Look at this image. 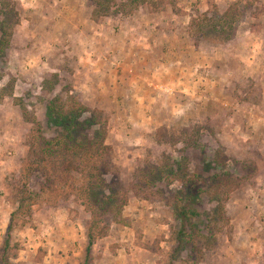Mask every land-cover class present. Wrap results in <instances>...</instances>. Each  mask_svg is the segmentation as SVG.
Instances as JSON below:
<instances>
[{
  "label": "rangeland",
  "instance_id": "rangeland-1",
  "mask_svg": "<svg viewBox=\"0 0 264 264\" xmlns=\"http://www.w3.org/2000/svg\"><path fill=\"white\" fill-rule=\"evenodd\" d=\"M12 1L20 14L0 60V255L20 207L17 192L37 159L32 151L38 126L43 135H56L45 120L46 103L60 94L67 100L71 93L108 118L113 169L129 189L144 162L178 158L190 139L198 140L186 150L195 156L189 173L200 170L206 178L201 187L228 193L223 216L217 214L218 204L204 197L195 206L203 215L194 219L204 229V239L197 238L200 248L193 251L188 243L172 261L182 221L170 204L182 181L141 193L131 190L124 210L130 224L124 225L111 214L93 213L78 173L51 168L52 180L34 173L26 182L36 196L13 223L11 247L19 245L13 262L83 264L96 220L91 264H264V0L251 8L243 3L246 16L228 41L211 34L201 38L192 19L207 11L223 15L237 0H177L175 8L166 0L159 11L132 6L127 15L100 19L93 18L90 0ZM122 1L128 0L116 5ZM159 16L172 31L154 24ZM164 35L173 51L184 50L182 60H191L184 72L188 83L201 88L194 98L166 69L170 59L165 54L173 52L161 47ZM137 47L148 53L145 60L136 59ZM160 75L165 79L160 81ZM202 76L208 81H199ZM131 78L140 79L143 98L129 84ZM46 79L58 81L53 91L44 88ZM18 103L26 104L30 121ZM218 151L226 156L229 174L211 184L217 170L207 169L205 161Z\"/></svg>",
  "mask_w": 264,
  "mask_h": 264
},
{
  "label": "trees",
  "instance_id": "trees-1",
  "mask_svg": "<svg viewBox=\"0 0 264 264\" xmlns=\"http://www.w3.org/2000/svg\"><path fill=\"white\" fill-rule=\"evenodd\" d=\"M90 1L94 8V19L110 15H127L130 11L129 7L132 6L133 10L135 7L144 5L151 10L159 11L161 6L167 2L166 0H128L122 1L121 6H117L116 0ZM256 1L258 0H237L223 15H211L210 11L197 13V16L192 19V28L200 34L201 38H211L209 37L211 34L223 41L231 40L236 34L235 30L238 29L246 16L245 8L253 7ZM244 2L248 4L246 7L243 5ZM12 3L11 0H0V18L1 16L3 18L0 19V60L5 59L11 46L14 26L18 23L20 14ZM170 5L173 8L177 7V0H170ZM11 18L13 21L10 24ZM2 79L3 71L0 69V81ZM57 83V80L46 79L44 88L53 91ZM1 95L0 92V101L2 100ZM61 97V94L56 95L46 103L45 120L50 128L56 129V135L47 137L41 132L42 127L38 126L39 135L36 137L37 142L33 145L32 151L37 159L33 160V164L29 166L31 169L26 173V182L29 184L34 173H41L48 181L52 180L49 173L51 168L55 172H59L62 168L69 175L78 173L82 180L81 188L87 194L88 204L93 205V213L111 214L117 223L129 225L130 221L124 216V210L129 204L131 190L141 193V191L153 189L160 183L171 184L176 180L182 181V188L170 204L174 215L182 221V228L176 237L178 247L171 259L172 261L177 260L178 254L188 243L191 244L193 251L198 250L201 244L198 239L200 236L204 239V229L194 221V219H201L203 216L195 206L207 196L211 203L218 204L216 211L217 214L219 213V217H222L226 198L229 197L228 193H223V191L201 187L203 179L206 178L200 170L194 171L193 174L189 173V165L195 156H188L186 150H188L187 147L190 143L192 146L197 145L198 140L190 139V143L181 150L178 158L172 159L170 157L168 159L166 157V159L158 162H144L137 169L138 173L135 174L134 185H132V189H129L120 179L119 172L113 169L112 148L106 143L108 118L102 111L91 109L71 93L67 100ZM19 105L23 109L26 121H30L26 104L21 103ZM226 161V156L220 151L214 153L212 158L206 159L207 169L217 170L211 184L221 183V178L229 174L224 172ZM21 181V179L18 180V183ZM26 182L23 189L17 192L16 202L20 207L11 217L3 251L0 255V264H18L11 260L17 257L13 250L19 247L18 244L11 247L13 223H15L16 216L28 205H31L34 196H36V193L30 190ZM96 223L94 220L91 224L83 264L93 262V247L97 236L93 225L95 226ZM213 223L217 224L218 221ZM211 226L209 223L206 224L208 229ZM212 234L215 238V233ZM100 235H105V229L100 232Z\"/></svg>",
  "mask_w": 264,
  "mask_h": 264
},
{
  "label": "crops",
  "instance_id": "crops-1",
  "mask_svg": "<svg viewBox=\"0 0 264 264\" xmlns=\"http://www.w3.org/2000/svg\"><path fill=\"white\" fill-rule=\"evenodd\" d=\"M155 18L157 19V22H155V23L153 22V20H149L148 21L149 22L148 26H150L149 28L152 27L151 29L147 28V29H149V31H153L155 29V27L157 26V23L161 26L159 29L162 30L163 28H166V29L169 28V30L172 31V29H173L172 26H171L172 24H169V22L167 21L165 16H159V17H155ZM153 23L156 26L155 25L151 26V24H153ZM178 33L179 32H173L175 38L179 37L177 35ZM162 39H163V42H162V44H160L161 47L162 48H166L167 51L173 52V55L165 54V55H168L169 59H170V60H168V63L166 64V65L169 66V67L166 68L168 73L170 72V73L174 74L173 75V76H175L174 78L175 79L177 78L176 82L179 84V87L181 86L183 88L184 92L190 94L192 97L195 96L197 88L198 89H201V88L198 87V84H197L198 82H196L195 84L188 83L189 77H186L188 74L184 72V69L186 68V66L188 64H190L191 60L189 58H187V57H184L183 60H182L181 57L184 56L183 55L184 54V50H181V52H178V53L173 51V49H171L173 47V44H171L169 42L171 40L167 39L166 35H164L162 37ZM170 39H172V38H170ZM173 40H175V39H173ZM140 43H142V42L140 41ZM129 44H130L129 46H133L134 43L130 42ZM142 45H143V48H144L146 43H142ZM151 45H153L152 46V50H154L155 49V44L151 43ZM166 46H168V47H166ZM188 48H191V47L188 45ZM139 49H138V47L135 49V57H136V59H141V57H143V60H145V58L147 57L146 55H148V53L145 52L144 50L140 51ZM188 52H190V50H188ZM177 54H178V57H177ZM168 56H166V57H168ZM172 70H173V72H171ZM162 76L163 75H160V81L165 79ZM202 77L203 78L200 79L199 81H202V80L208 81L207 77H205V76H202ZM195 80L196 79H194V81ZM197 80H198V78H197ZM139 82H140V79L136 80L135 78H131L129 80V84L135 88V91H136V93L139 94V97L143 98L145 96L146 92L143 89V84L140 85Z\"/></svg>",
  "mask_w": 264,
  "mask_h": 264
}]
</instances>
